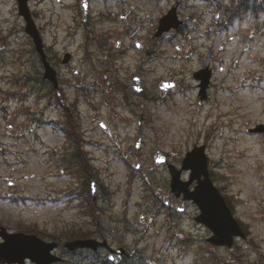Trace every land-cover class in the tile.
<instances>
[{
	"label": "rangeland",
	"instance_id": "374dc122",
	"mask_svg": "<svg viewBox=\"0 0 264 264\" xmlns=\"http://www.w3.org/2000/svg\"><path fill=\"white\" fill-rule=\"evenodd\" d=\"M136 1L91 0L90 14L95 16L110 8L118 11L125 6H135ZM174 1H158L153 9L154 15L158 16L169 9ZM238 1L180 0L178 15L184 21L185 29L181 34H171L168 38L169 53L157 60L153 65L154 71L147 72L145 76L146 95L154 96L157 101L137 95L134 98L137 103L135 108H116L122 117L106 113V108L101 106L103 101L118 99L120 90L118 87L117 91L104 88L106 80L98 74L100 70L97 73L92 69L84 56L86 47L83 28L78 17L74 18V22L72 20L76 10L81 12V8L78 10L71 7L77 1L30 0L29 8L43 15L39 18L41 22L47 20L46 23L50 24L45 29V42L50 44L55 39V50L58 53L63 49L70 51L74 63L84 71L86 78L83 83L89 101L87 106L80 99L77 117L82 131H89L86 136L91 139H99L101 136L90 118L94 113L100 112L101 116L106 113L105 116L120 122L135 121L138 114H143L147 121L140 149L143 155L154 147H160L176 158L183 157L193 145L202 142L207 144L208 156L215 164L214 173L219 177L216 185L228 197L235 218L242 222L247 231V239H237L233 248L239 250L244 263L264 264V133L258 135L247 131L257 124H264V0L259 12H243L231 23L229 19L225 21L228 14L222 13L220 20L216 18L221 9L215 8V2L231 8ZM116 2L119 5L115 6ZM249 4L254 5L255 0H249ZM41 22L35 21L36 24ZM226 22H229V28L223 31L219 25ZM76 24L78 28H75ZM109 25L110 32H114L112 44L115 38H120V34L122 40L125 38L112 23ZM217 26L220 29L218 31ZM1 28L10 32V55L5 58L0 72L9 76V81L6 78L0 79V85L5 88V92L0 94V104L6 108L4 114L0 113V146H4L6 153L5 157L0 155V217L11 223L10 227L18 223L35 222L43 231L58 228L63 233V228L74 214L67 204L72 199L68 188L72 180L67 173L53 165V153L49 149L60 148L64 134L60 127L42 126L41 123L36 126L30 121L28 114L37 111L34 82L37 66L33 45L24 33V22L18 15L14 0H2L0 3ZM71 28L77 33L68 40V29ZM100 30L96 27L97 34H100ZM188 37L197 45H212L218 59L215 82L218 87L201 106L195 103L194 82L190 76L191 71L197 67V59L194 57L184 62L182 53H178L174 47ZM128 45L129 42L125 40L124 46ZM221 45L224 49L218 51ZM7 50L8 47L4 50L5 56ZM100 59L103 60L102 56ZM134 64L132 55L123 61L119 60V70L114 71L115 76L109 79L126 82ZM232 65L231 74L222 77L220 67ZM61 70L63 74L67 73L64 68ZM169 76L178 81L184 79L187 87L192 89L181 91L180 87L171 97H162L157 87L158 77ZM25 77L31 78V82L25 80ZM29 89L32 91L29 92ZM78 91L75 89L73 92L67 88V98L72 99ZM91 104L96 108H91ZM23 106L30 108L29 113L21 111ZM44 112L46 118L53 117L59 121L66 115L62 108H42V113L38 112L39 118ZM87 148L94 150L91 146ZM161 175V170H158L155 176ZM11 181L14 182L13 186L9 184ZM135 191L138 199L140 190ZM20 197H24V200ZM196 214L192 207H188L182 218V253L176 255L177 251L171 248L164 255L166 236L164 229H160L162 221L159 218L148 231V248L142 258L157 259L159 264H212L214 256L223 261L235 258L238 254L230 256L232 253L225 248L207 242L211 233L195 223Z\"/></svg>",
	"mask_w": 264,
	"mask_h": 264
},
{
	"label": "flooded vegetation",
	"instance_id": "af4514ba",
	"mask_svg": "<svg viewBox=\"0 0 264 264\" xmlns=\"http://www.w3.org/2000/svg\"><path fill=\"white\" fill-rule=\"evenodd\" d=\"M26 1L29 4L30 0ZM73 1L77 2L73 3L71 7L80 10L82 0ZM84 1L88 6L86 16L83 17L82 12L74 10L76 15H73L72 20L74 22L76 17L80 19L86 47L84 56L90 62L92 69H95L97 73L100 70L98 74L106 80L104 88L117 91L118 87L121 91H118V99H112L109 102L103 101L101 103L102 108H107L106 113L110 115L122 117L116 108H135L137 105L134 98L138 93L131 86L134 77L140 80L143 87V92L140 95L146 99L155 100L154 96L146 95L145 76L147 72L154 71L153 65L157 60L169 53L168 45L170 42L168 38L176 32L181 34L185 29V23L181 20L182 24L177 31L164 33L154 39L160 18L170 9L162 11L158 16L154 15V6L160 0H137L135 6H125L118 11H113V8H110L109 11L98 12L95 16L90 14L91 0ZM116 3L115 6L119 5L118 2ZM214 5L215 8L221 9L219 12L221 15L222 13L228 14V18L225 20L228 21L229 16L232 15L246 11L259 12L262 8V0H255L254 5L249 4V0H240L234 3L231 8L224 7L219 2H215ZM180 6L179 0V8ZM30 13L34 21L41 22L39 18L43 17L42 14L34 13L33 10ZM220 19L221 17L218 20ZM46 21L36 25L43 42L44 58L51 69L53 79L51 81L44 79V59L42 55L35 53L37 66L34 77L36 87L35 108L39 113H42V108H63L65 111L68 110L69 115H72L74 114L73 108H79L81 98L86 105L89 101L86 97V85L83 83L86 76H84V71L82 72L80 67L74 63L72 53L66 49L58 53L55 50L57 42L55 39L50 44L45 42V29L50 25ZM109 23L121 31L125 36L123 40L120 34V38H115L114 43H111L114 32H110ZM228 23H221L220 29L227 30L229 28ZM78 26L76 24L75 28ZM54 27L58 28L56 25ZM96 27L101 29L100 34L96 33ZM219 27L217 26V31L220 30ZM72 28L68 29V40L75 37L77 33V31H72ZM74 32L76 33L73 34ZM9 37L10 32L1 28L0 70L3 68L5 58L10 55ZM125 40L129 42L128 46H124ZM7 47L5 56L4 50ZM174 47L178 53H182L184 62L188 59L191 61L194 57L197 59V67L191 71L190 76L194 82L195 103L197 106H201L218 87L215 84L217 78L216 64L218 62L216 51L212 45H197L189 37ZM223 49V45L217 48L218 51ZM131 55L134 56L135 64L127 76L128 80L123 82L119 79H116L117 81L109 79L115 76L114 71L119 70V60L123 61L130 58ZM100 56L103 60L100 59ZM232 67L234 65L221 66L222 77L229 76ZM62 68L67 73L63 74ZM179 76L182 75L179 74ZM25 80L31 82V78L25 77ZM158 80V88L161 81L173 84L169 91L165 93L161 91L162 97H171L172 93L180 87L181 91L192 89L187 87L188 84L182 78L178 81L169 76L166 78L158 77ZM67 88L73 92L75 89L79 90L78 94L72 99H68ZM4 92V86H0V94ZM103 99L108 98L104 97ZM91 108L96 107L91 104ZM0 109L3 110L4 108L0 106ZM37 111L30 114L28 109H25L24 113H29L30 121L39 126L42 117L39 118ZM44 114L45 112L43 116H45ZM95 115L97 116L95 119L91 118L94 122L100 123L101 121L104 123L103 127L99 125L101 132L99 139H90L86 136L89 131H85L79 137L66 138V142L61 148L54 150V154L58 158L57 167L60 165L61 172L72 176L71 189H69V197L72 199L68 204L74 214L71 215L66 227L63 228L65 232L60 233L58 228H47L46 231H43V228L38 224L10 227L11 223L0 217V251L9 246L4 238L7 232L11 234L20 232L24 235L36 236L46 243V245L27 243L25 246L32 253H28L30 255L24 257L22 264H45L54 257L59 260L52 264H159L157 259L142 258L148 248L146 245V240L149 239L148 231L153 225H156L159 218L162 221L160 229H164L166 236L164 255L170 252L171 248L177 251L176 255L183 252L180 241L182 239L180 232L182 218L188 207H192L195 212H198V208L193 203L184 200L183 191L187 187L191 173L182 169L183 157L176 158L160 147H154L148 154L143 155L140 149L143 146L147 129V122L145 121L139 138V128L136 121L120 122L107 116ZM52 118L49 117V119ZM88 146L93 147L94 150L91 151L87 148ZM197 146H204L205 150L208 149L203 142ZM157 150L161 152L158 158L161 161L159 164L154 162V155ZM0 154L5 155V150L1 146ZM158 170L162 172L161 177L155 176ZM208 173L215 185L217 176L214 174V163L209 157ZM176 174L179 177V180L175 181L179 188L177 195L172 188V176ZM92 183L95 184L96 192L94 195L91 193ZM195 184L196 182L190 183L187 187L188 190H193ZM136 189L140 190L138 199H136ZM226 201L229 204L227 197ZM1 229H5V231ZM84 241H89L88 245L76 246L73 244V242L84 244ZM52 243L54 248L49 250V245ZM68 244H70L69 247H67ZM37 249H40L41 257L36 254ZM225 250L232 253L230 256L238 255L233 259L224 261L214 256L212 264H246L243 262L238 249L235 250L231 247ZM0 264L8 263L0 257Z\"/></svg>",
	"mask_w": 264,
	"mask_h": 264
},
{
	"label": "water",
	"instance_id": "95a60500",
	"mask_svg": "<svg viewBox=\"0 0 264 264\" xmlns=\"http://www.w3.org/2000/svg\"><path fill=\"white\" fill-rule=\"evenodd\" d=\"M175 9L176 5H174L172 10L161 19L155 38L158 35H161L162 32L168 31L171 28H176L179 25L180 22L177 19ZM19 11L27 21L26 32L33 39L36 50L40 52L41 42L38 36V32L36 31L32 21L30 20V16L24 5V1L22 0H19ZM262 129H264V125H258L251 131L262 132L264 131ZM183 167L191 168L192 178L199 177L201 174L204 175V180L200 181L195 190L187 196V198L197 204L201 210V214L197 217L196 220L203 223L213 232L214 235L209 239L210 242L216 245L230 246L232 243V237L234 235H240L241 229L238 223L231 216L229 209L224 203V199L222 198L220 193L212 186L210 180L207 177L206 157L204 155L203 148H194L191 152L187 153L183 161ZM29 239L37 240L34 237H31ZM37 241L40 242L39 240ZM73 244L77 245L79 243L75 242ZM24 250L31 252L28 249L17 248L13 251H5L2 253H5L4 255L8 254L9 256H15V254L20 253Z\"/></svg>",
	"mask_w": 264,
	"mask_h": 264
},
{
	"label": "trees",
	"instance_id": "16d2710c",
	"mask_svg": "<svg viewBox=\"0 0 264 264\" xmlns=\"http://www.w3.org/2000/svg\"><path fill=\"white\" fill-rule=\"evenodd\" d=\"M74 131H75V128L74 127H73V129L72 128H69V130H68V132H69L70 135H74L73 134Z\"/></svg>",
	"mask_w": 264,
	"mask_h": 264
}]
</instances>
